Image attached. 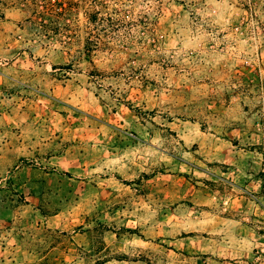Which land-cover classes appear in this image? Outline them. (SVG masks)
Returning <instances> with one entry per match:
<instances>
[{
    "label": "rangeland",
    "instance_id": "rangeland-1",
    "mask_svg": "<svg viewBox=\"0 0 264 264\" xmlns=\"http://www.w3.org/2000/svg\"><path fill=\"white\" fill-rule=\"evenodd\" d=\"M0 264H264V0H0Z\"/></svg>",
    "mask_w": 264,
    "mask_h": 264
}]
</instances>
